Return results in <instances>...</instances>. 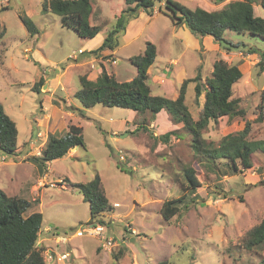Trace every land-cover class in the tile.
<instances>
[{"label":"rangeland","instance_id":"rangeland-1","mask_svg":"<svg viewBox=\"0 0 264 264\" xmlns=\"http://www.w3.org/2000/svg\"><path fill=\"white\" fill-rule=\"evenodd\" d=\"M44 1L10 0L8 9L0 8V25L6 29L0 39V103L17 122L20 132L17 152L24 145V148L29 147L26 152H30L17 157L3 155L0 151V188L9 195L30 200L33 205L29 212L43 213L37 246L46 264L53 263L47 260L49 252L59 258L67 254L56 264H159L162 261L170 264H263L264 243L247 249L242 246V240L264 217V153L257 151L252 155L256 163L252 168H243L240 163L234 168L230 158L222 157L215 161L203 157L199 162L194 157L192 132L182 123L174 124L165 110L153 120L150 112L138 114L118 106L97 104L84 108L74 96L81 87L80 77L95 78L99 71L91 64L89 67L78 65L83 62L80 56L98 58L90 52L92 50L80 48L88 42L89 46L98 48L127 4L124 0H93L96 14L91 23L102 29L95 38L86 39L74 28L63 25L54 12H44ZM178 1L190 8L200 6L215 10L224 7L229 0L219 6L212 0ZM165 3V0L157 2L153 15L142 11L136 19L138 25H144L139 38L127 43L120 37L113 53L99 55L95 65L104 67L119 81H129L137 73L130 58L143 54L147 42H152L158 54L157 67L151 69L152 73L148 69V83L153 94L174 96L172 91L169 95L162 93L152 76L171 57L178 59L172 60L169 66V70L174 69L170 82L177 85L179 93L184 80L196 78L187 84L185 102L193 119L199 120L209 89L207 80L213 77L215 61L238 63L245 74L233 90L245 112L234 117L225 115L210 119L202 135L211 145L220 146L224 137L239 133L249 123V139H263L264 118L259 120L258 117L264 70L259 69L255 60L240 65L248 52L228 53L234 50L221 47L210 36L203 37L200 47L194 49L196 40L184 36L180 29L177 32ZM20 15L33 20L38 29L36 34L29 33ZM256 15H264V9L258 6ZM225 37L233 42L245 41L247 49L258 44L264 49V41L256 39L257 43L248 33L227 30ZM44 70L48 78H54L50 82L51 89L56 87L58 99L54 102L68 111V101L62 98L69 96L78 109H75V117H63L40 137L42 143L30 148L25 140L32 142L34 133L46 128L43 125L47 115L41 104L48 103L49 93L35 90L34 86ZM182 75L187 77L179 81ZM247 82L252 83L253 88L246 87ZM197 83L202 88L199 96ZM159 86L164 87V82ZM172 89L176 86L167 87V90ZM141 123L145 127H139ZM71 124L83 129L86 148L74 147L75 151L71 148L63 157L49 161L45 171H41L43 167L38 162L25 159L42 155L49 135L63 136ZM115 129H118L117 135L112 136ZM171 130H178V136L172 135L167 142L159 138ZM189 165L195 168L201 186L190 195L188 207L184 206L170 220H165L160 212L162 204L185 192L182 183L185 182L184 170ZM96 172L113 205V210L106 213L105 219L111 222L107 223L105 231L120 244L112 250L105 249L96 237L77 236L78 228L90 223L91 216L89 203L74 184L89 181Z\"/></svg>","mask_w":264,"mask_h":264},{"label":"trees","instance_id":"trees-1","mask_svg":"<svg viewBox=\"0 0 264 264\" xmlns=\"http://www.w3.org/2000/svg\"><path fill=\"white\" fill-rule=\"evenodd\" d=\"M124 1L127 7L116 16L103 43L90 51L92 54L94 53L98 57L99 55H111L119 45V38L126 31L129 21L137 18L142 11L153 15L157 2L163 0ZM165 1V6L170 11L174 25H186L199 39L211 36L227 50L258 53L260 59L257 66L260 70H264V49L259 46L247 49L244 41L233 42L225 37V32L231 30L239 34L248 33L264 41V16L255 13L256 5L264 9V0H229L224 7L215 10H207L200 6L190 8L178 0ZM212 1L216 5H220L227 0ZM8 7L9 5H6L3 9H8ZM43 11H52L60 16L62 24L74 28L82 38H95L101 32L100 25L91 23L96 14V5L93 0H45ZM20 17L31 35L38 32L36 24L30 17L23 15ZM5 30V27L0 25V39L4 37ZM156 58V46L148 41L143 54L130 58L137 67V73L131 80L119 81L115 75L103 68L95 79L82 75L80 77L81 87L74 96L86 109L97 104L106 107L118 106L131 109L138 114L150 112L153 120L159 112L165 110L170 114L174 124L182 123L183 127L185 126L192 132L196 160L202 162L203 157L209 161H215L219 157L230 158L234 168H238V163L243 168H252L256 164L252 155L257 151L264 153V138L249 139V123L239 133L224 137L220 146L211 145L202 135L210 119H217L219 116L225 115L234 117L243 115L245 112L240 108V99L234 96L233 90L234 85L243 77L239 64L230 65L223 59L215 61L213 77L207 80L209 89L206 92L201 118L194 120L185 100L187 84L196 78L184 80L175 99L153 94L148 83V69L156 61ZM46 79L47 74L43 72L40 79L34 84L35 90L41 91L40 86ZM201 91V85L197 83V96L201 94ZM66 108L74 111L70 105H67ZM260 108L258 119L262 120L264 118V89L261 93ZM139 127H145L144 123L139 124ZM18 135L17 122L0 103V151L3 155H18ZM172 135L178 136V130L168 131L160 135L159 138L167 142ZM74 147L86 148V142L83 129L76 124H71L65 135H49L42 155H33L25 159L38 162L37 164L43 167L41 171H45L49 161L63 157ZM209 161L208 163H210ZM184 175L185 182L182 183V186L185 187V192L177 198L166 199L162 204L160 212L165 220H170L184 206L188 207L190 195H193L201 186L202 182L192 165L185 168ZM74 186L78 188L84 201L90 205L91 222L100 223L103 226L111 222L105 218L106 213L113 210V205L98 172L89 181L76 183ZM32 205L30 200L19 195H9L0 188V264H46L41 249L37 246L43 223V213L40 211L29 212ZM242 242V246L247 249H253L264 243V217L246 233ZM159 264L170 263L162 261Z\"/></svg>","mask_w":264,"mask_h":264},{"label":"crops","instance_id":"crops-1","mask_svg":"<svg viewBox=\"0 0 264 264\" xmlns=\"http://www.w3.org/2000/svg\"><path fill=\"white\" fill-rule=\"evenodd\" d=\"M219 6V5H218ZM258 6L256 5V7H255V13H256V8H257ZM260 7V6H259ZM142 14V13H141ZM140 16V15H139ZM262 16H264V15H262ZM136 19L137 18H135V19H132V20H130L129 21V23H128V25H127V28H126V31L124 32V34H122L121 35V37H123L126 41H127V43H130V42H133L134 40H136L137 38H139V36H140V34H141V32L143 31V29H144V25L143 26H140V25H138L137 24V22H136ZM184 27H182L181 25H179V26H177L176 27V30H177V32L179 31V29L181 30V32H182V34L184 35V36H189L190 38H193V39H195L196 40V42L193 44V47H194V49H197V47H200L199 46V44L201 43V41H202V39H199L198 37H196L185 25H183ZM243 35H245V34H243ZM32 37V36H31ZM207 37H209V36H205L204 38H207ZM211 37V36H210ZM203 38V39H204ZM212 38V37H211ZM213 39V38H212ZM254 41L255 42H257L258 43V41H256V39H258V37H254ZM239 41V40H238ZM243 41V40H242ZM245 42V41H244ZM89 43V42H88ZM88 43H86V44H84L80 49H86V50H93L94 49V47H92V46H89V44ZM218 43V42H217ZM189 45V47H192V45L190 44V43H188ZM255 46H259V44L258 45H255ZM27 49L29 50V51H31L30 50V47H27ZM238 52H242V51H236V50H234V51H230V52H228V53H232V54H237ZM243 53H245V52H243ZM247 53V52H246ZM227 54V53H226ZM225 54V55H226ZM248 54V57H244V62L243 63H241L240 65H243V64H246V63H251L252 61H254L255 60V62H258V60L260 59V57H259V54L258 53H247ZM157 56H158V54H157ZM81 58H80V60H82L83 62H81V63H79L78 65L79 66H88L89 67V65L91 64L92 66H93V68H94V70L96 71V69H98L97 71H99V73L103 70V68L104 67H100L99 65H95L96 63H97V61L99 60L98 58H100V56L97 58V57H94L93 59H89V58H91V57H86L85 55H83V56H80ZM251 58V59H250ZM84 59H88V60H84ZM157 59V58H156ZM172 60H176V61H179L178 59H175V58H173V57H171L170 59H169V61L167 60L166 62H167V64L162 68L161 66H159L158 67V70H155V72L157 73V74H155L154 76H152L153 77V79H155L156 81H155V83H156V85L160 88V90L162 91V93L164 92V94H170L171 92L170 91H172V93H174V96H172V95H170V96H172L171 98H175V97H177L176 95H178L179 93H178V87H177V85L176 84H174V83H172V82H170L171 80V76H172V74L174 73V69L172 68V70H169V66H171V61ZM233 61H235V59L233 60ZM156 63V61L151 65V67L149 68V72H151L152 73V71H153V69L155 68V67H157V65L155 64ZM255 64V63H254ZM40 66H42L41 65V63L39 64ZM166 67V68H165ZM151 69H152V71H151ZM163 69L167 72H164L163 71ZM44 72H45V70H44ZM43 73V72H42ZM91 73H94V71H90V74ZM111 73V72H110ZM244 74H245V72H243ZM186 74V73H185ZM98 76V75H97ZM96 76V77H97ZM244 76V75H243ZM263 76H264V74H263ZM95 77V78H96ZM187 77V75H182V77H180L178 80L180 81L181 79H184V78H186ZM88 78H90V79H95V78H91V76H88ZM174 79H176L175 77H174ZM52 80H54V78H52V79H50V78H48L47 77V79L45 80V82H44V84H43V86L41 87L42 89H41V91H43L44 90V92H46V93H49V97H48V103L47 104H42L43 106L41 107V109H42V111H44V113H46V115H47V119H46V122H44V124L45 125H43L44 127L46 126V128L45 129H41V131H37V133L35 134L34 133V136H33V138L31 139L32 140V142L31 141H29V140H25V141H28L26 144H28L29 146H30V148H35V143H42V139L40 138L41 136H43L45 133H46V130H48L49 131V128H51V126H53V125H55V124H59V122L63 119V117L64 118H66V117H75V115H76V112H75V109H78L76 106H75V104L76 103H74L73 104V100L71 99V97H67V98H62V97H60V96H58V97H60V98H62V99H64L63 101H68V105H71V107H73V109H74V111L73 110H65L63 107H61V105L60 104H58V103H56V102H54V100L55 99H58V98H56V91H55V89H56V87H54L53 89H51L50 88V82L52 81ZM164 82V87H161V86H159L160 85V83L161 82ZM182 81V80H181ZM241 84H243L244 85V83H241ZM172 85H175L176 86V89H172V90H167V87H169V86H171L172 87ZM251 87V88H253V86H252V83H249V82H247V85H246V87ZM152 87V86H151ZM76 92V91H75ZM75 94V93H74ZM165 96V95H164ZM81 103V102H80ZM67 104H65V105H67ZM54 114H55V117H54ZM53 120V122L52 123H50V121H52ZM55 119H57V121L55 120ZM39 125V124H38ZM117 132H118V129H115L114 131H113V133H112V136H115V135H117ZM20 133V132H19ZM19 136V135H18ZM24 141V142H25ZM18 143H19V138H18ZM24 144V143H23ZM25 147V145L23 146V148ZM23 148H21V150H19V152H18V155H16L17 157H23V156H26V155H28V154H30V152L29 151H27L26 152V150L27 149H29V147L28 146H26V148H24V150H23ZM73 149V151H75V149L76 148H72ZM22 150H23V153H21L22 152ZM25 152V153H24ZM11 161H14L15 162V160H11ZM37 169V168H36ZM38 174H40L39 172H38ZM36 187H37V185H36ZM39 190H41V189H39ZM23 197V196H22ZM25 198V197H24ZM40 236H41V233H40ZM41 238V237H40ZM39 238V239H40ZM52 261H53V263L52 264H56L57 262H61L62 260L59 258V257H54L53 259H52ZM49 263V262H48Z\"/></svg>","mask_w":264,"mask_h":264},{"label":"built area","instance_id":"built-area-1","mask_svg":"<svg viewBox=\"0 0 264 264\" xmlns=\"http://www.w3.org/2000/svg\"><path fill=\"white\" fill-rule=\"evenodd\" d=\"M10 2V0H0V8L7 5ZM55 185V184H54ZM77 231L78 237H84V236H90V237H96L100 244L105 248L112 250L115 246H118L120 243L117 239H115L112 236H108L105 231V226H103L100 223H93L90 222L86 225H81ZM55 257L54 254L48 253L47 260H52ZM67 254H62L61 259L66 258Z\"/></svg>","mask_w":264,"mask_h":264},{"label":"clouds","instance_id":"clouds-1","mask_svg":"<svg viewBox=\"0 0 264 264\" xmlns=\"http://www.w3.org/2000/svg\"><path fill=\"white\" fill-rule=\"evenodd\" d=\"M10 4V2L7 4V5H9ZM6 6V5H5ZM4 7V6H3ZM2 8V7H1ZM121 157H123V156H121Z\"/></svg>","mask_w":264,"mask_h":264}]
</instances>
